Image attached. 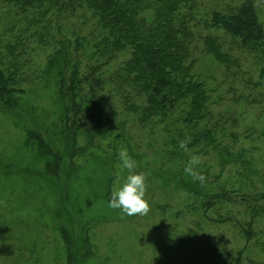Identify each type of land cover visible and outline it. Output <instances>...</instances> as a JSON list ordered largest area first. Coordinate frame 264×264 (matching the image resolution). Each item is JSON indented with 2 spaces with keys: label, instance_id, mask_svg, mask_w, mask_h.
Returning <instances> with one entry per match:
<instances>
[{
  "label": "trees",
  "instance_id": "trees-1",
  "mask_svg": "<svg viewBox=\"0 0 264 264\" xmlns=\"http://www.w3.org/2000/svg\"><path fill=\"white\" fill-rule=\"evenodd\" d=\"M197 5L198 0H0V19L10 21L0 32V108L22 122L26 130L23 146L35 153L37 164L17 170L13 158L6 159L0 161V174L43 182L44 192L51 194L47 207H59L63 202L53 186L60 181V173L69 177L73 157L97 148L94 142L105 141L115 153L118 142L124 143L125 124L120 130L119 111L112 108L119 105L136 125L150 132L159 130L166 136L161 140L162 159L167 154L181 156L175 178L177 187L189 196L186 208L199 209L210 223L232 224L245 240L240 248L221 249L191 227L173 235L169 249L175 254V263L264 264V259L247 247L254 239L260 244L257 239L261 232L254 224L264 216V191L259 193L248 177L251 165L243 149L233 151L218 140L216 135L222 131L218 130L212 107L215 89L195 72L199 43L200 53L218 63L224 79L242 82L251 90L258 87L261 95L252 94L251 104L258 96L264 97V15L260 17L264 10L254 0L213 9L202 21L206 32L200 35L195 25ZM38 50L51 51L42 78L32 64L31 55ZM242 56L252 59L251 69L258 71L256 81L252 70L241 67ZM41 80L53 82L50 102L55 105L40 110L36 103L25 101L29 107L24 110L21 97L38 87ZM84 85H88L86 92ZM41 90L31 91L30 98L36 99ZM235 90L230 88L231 92ZM242 116L239 113L229 118L227 134L231 140L239 137L235 127ZM220 121L227 122L224 116ZM80 136L85 138L84 144ZM186 137L190 138L188 148L206 152L209 147L221 155L224 163L237 160L242 166L235 171L241 182L238 187L212 184L208 173L201 169L197 170L205 177L203 185L189 180L183 172L188 156L179 147ZM16 183L6 186L11 194H20ZM21 187L23 195L22 182ZM238 196L249 218L244 223L232 217L230 211L220 214L226 210L221 202L236 204L233 198ZM41 199L38 195L34 201L39 204ZM170 201L158 203L157 211H166ZM86 256L69 258L71 264H79L86 261Z\"/></svg>",
  "mask_w": 264,
  "mask_h": 264
},
{
  "label": "rangeland",
  "instance_id": "rangeland-1",
  "mask_svg": "<svg viewBox=\"0 0 264 264\" xmlns=\"http://www.w3.org/2000/svg\"><path fill=\"white\" fill-rule=\"evenodd\" d=\"M243 1L245 0H198L195 12L197 22L195 25L199 30L197 32L200 35L206 32L202 21L209 17L210 11L227 9L228 6ZM254 2L264 10V0H254ZM263 15L264 11L260 17ZM0 17L2 18L1 13ZM8 20L0 19V32L9 25ZM196 45L198 48L196 47L195 53L197 54L195 72L215 89L211 94L214 101L212 105L214 117L220 127L218 130L225 133V136L221 133L216 136L221 143H226L233 151L243 149L251 165L248 177L261 193L264 191V97L258 96L255 103L251 104L252 94L261 95L258 87L254 88L257 90H251L242 82L224 79L218 63L200 53L201 45L199 43ZM49 54H51L49 50L41 52L38 50V53L31 55L33 67L40 73L37 75L39 78H42L47 70ZM240 62L242 68L252 70L251 58L242 56ZM254 70L251 72L256 81L258 71ZM52 85V81L38 82V87L33 84L32 87L35 88L31 91L43 90L36 99L30 98L32 93L27 90L26 95L21 97L22 102L20 100L22 108L26 110L29 103L33 102L40 107V110L48 108L50 104L55 105L50 102L54 97ZM231 87L236 88L235 92L230 91ZM84 89L85 92L88 91V85H84ZM234 98H240L241 101L235 102ZM25 101L29 102L28 105ZM112 108L119 111L117 123L120 130L123 131L125 128L124 143L118 142L115 153L105 145V141L99 144L94 142L97 148H92L93 150L84 153L81 157H73L72 161L75 163L69 177L66 179L60 173V181L57 182V186H53L63 202L59 207L48 208L51 194L44 192L46 184L43 182L28 177L8 176L4 172L0 174V264H71L69 256L85 254H87L86 261L79 264H176L175 254L169 249L173 235L191 227L198 230L202 239H210L221 249L244 246L245 240L239 237L237 227L230 223H210L201 215L199 209L194 211L195 207L186 208L189 196L187 192L177 187L178 180L175 178L178 175V158L180 159L181 156L176 153L167 154L165 159L160 157V151L163 149L161 140L166 136L159 130L150 132L136 125L128 114L120 111L119 105L115 104ZM23 109L21 113L24 112ZM239 113L243 116L235 127L239 137L234 141L227 134L230 126L227 124L230 117ZM222 116L227 120L226 123L220 121ZM15 118V115L0 108V161L6 162V159L13 158L12 163L17 170L34 168L37 165L36 155L23 146L26 130L21 126L22 122ZM80 137L83 140L80 143L84 144L85 138ZM122 147L127 148L128 153L136 158L140 165L136 171H143L147 175L145 198L151 210L145 216L122 218L119 210H112L107 206L111 191L117 186V179H122L128 174L127 170L121 173L118 167L120 161L117 153ZM188 149L187 152L185 151L188 160L192 155L202 157L198 169L208 173L207 179L210 183L226 185L229 188H237L241 183L236 178L235 171L242 168L237 160L224 163L221 155L209 147L205 148L206 152L200 151L199 148ZM14 182H17L16 185L19 184L20 194L24 191L21 187L22 182L25 187L23 195L16 192L11 194L9 190L7 191L6 186L10 187ZM38 195L42 198L39 204L34 201ZM166 199H171L167 204L169 208L162 213L157 211L158 203L162 204ZM233 199L236 204L221 202V207L226 210L222 209L220 214L226 215V211H230L236 220L247 222L249 218L246 208L240 203L239 196ZM32 202L33 204H30ZM197 220L200 222L199 226L196 225ZM254 228L261 232V237L257 239L260 240V244L255 243L254 239L247 244V247L253 249L252 254L264 259L262 251L264 216L256 220Z\"/></svg>",
  "mask_w": 264,
  "mask_h": 264
},
{
  "label": "clouds",
  "instance_id": "clouds-1",
  "mask_svg": "<svg viewBox=\"0 0 264 264\" xmlns=\"http://www.w3.org/2000/svg\"><path fill=\"white\" fill-rule=\"evenodd\" d=\"M190 138L186 137L179 142V147L184 151H188ZM120 164L121 173L127 170V176L118 178L117 186L111 191L108 200V208L119 210L121 217L123 216H145L150 212V205L146 196L147 191V175L145 172H137L138 162L128 153L127 148H121L117 153ZM202 163V157L199 155L190 156L189 160L183 167V172L191 179L199 181L201 185L205 182L202 172L198 171V166Z\"/></svg>",
  "mask_w": 264,
  "mask_h": 264
}]
</instances>
